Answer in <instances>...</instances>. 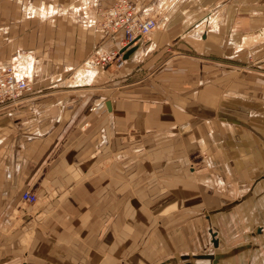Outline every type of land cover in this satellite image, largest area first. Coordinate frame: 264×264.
<instances>
[{
  "label": "crops",
  "instance_id": "obj_1",
  "mask_svg": "<svg viewBox=\"0 0 264 264\" xmlns=\"http://www.w3.org/2000/svg\"><path fill=\"white\" fill-rule=\"evenodd\" d=\"M98 1L0 0L33 85L0 112V264H264V0H136L159 31L69 85L122 48Z\"/></svg>",
  "mask_w": 264,
  "mask_h": 264
},
{
  "label": "built area",
  "instance_id": "obj_2",
  "mask_svg": "<svg viewBox=\"0 0 264 264\" xmlns=\"http://www.w3.org/2000/svg\"><path fill=\"white\" fill-rule=\"evenodd\" d=\"M100 14L97 25L102 30L120 34L122 46L135 45L149 36L158 25L155 17H146L145 13L131 0H114L112 5L101 9ZM94 54L97 55L92 58L91 63L94 67H105L108 63L117 60V65L121 66L124 62L121 54L111 49L105 50L100 47ZM32 91L33 85L27 74L19 73L13 63L0 66V112L18 105L19 98ZM20 201L34 205L38 203V196L35 192L25 189L20 196Z\"/></svg>",
  "mask_w": 264,
  "mask_h": 264
},
{
  "label": "rangeland",
  "instance_id": "obj_3",
  "mask_svg": "<svg viewBox=\"0 0 264 264\" xmlns=\"http://www.w3.org/2000/svg\"><path fill=\"white\" fill-rule=\"evenodd\" d=\"M3 1V0H2ZM134 4H136L137 5V7L139 8V6H138V4H137V1L136 0H131ZM109 1H105L103 4L101 3V2H97L96 4H93L92 6H91V9L93 10V11H95L96 12V15H95V24L93 23V25H95L97 28H99V29H101L98 25H97V22L100 20V12H101V9H105L106 7H109L110 5H112L113 3H114V0H112L110 3H108ZM9 8L7 7V6H3V7H0V15H3L4 14V12L6 11L7 12V10H8ZM140 9V8H139ZM228 9V8H227ZM141 11H142V9H141ZM228 11V10H227ZM161 11H160V9L158 10V11H155V12H153V13H151L150 15H146V17H155L156 19H157V23H158V25H157V28L156 29H154V31H152L151 33H150V35L151 36H153V34H154V32L155 31H159V26H160V23L161 22H159L160 20H159V16L160 15H157V13H160ZM223 12H224V9H223ZM223 12H221L222 14L221 15H219V21H220V18H221V16L223 15ZM228 13H229V11H228ZM159 20V21H158ZM228 20V19H227ZM88 22V21H87ZM163 22V21H162ZM12 24V20H10V19H6L4 22H2V25L4 26V27H8V30H9V27H11V26H9V25H11ZM108 31V30H107ZM113 35L115 34V33H112ZM117 34V33H116ZM149 35V36H150ZM148 37V36H147ZM254 37V36H253ZM252 37V38H253ZM254 40H256V39H254ZM253 40V41H254ZM250 43H252V42H250ZM249 44V43H248ZM100 48V45L99 46H96V47H94L93 49H92V51L89 53V55L87 56V57H85L84 59H81L80 61H79V63H78V65H77V67L75 68V70L77 71V69L78 68H84L85 66H90L89 64H91V62H92V58H93V56L95 55V56H97L96 54H94L95 53V51H97V49H99ZM105 50H107L108 48H106V47H103ZM111 49V48H110ZM112 51H114V52H118L119 54H121L120 52H119V50H118V48L117 49H115V48H112L111 49ZM121 56H122V58H123V61H125V59H124V57H123V54H121ZM89 61V62H88ZM118 61V60H117ZM110 62L111 64H115V66H118L117 65V63L118 62ZM261 61L263 62L264 61V59H261ZM259 62H260V60L259 59H257V58H255L254 57V55L253 56H250L249 57V59H248V61H247V63L246 64H244L245 66H244V70H246V71H248L249 72V70H250V72L251 71H254V70H256V72L258 73V71L260 72H264V70L263 69H260L259 67H258V64H259ZM110 63H108V64H110ZM256 63H258V64H256ZM8 64V63H7ZM14 65H15V67L19 70V71H21V72H26V73H28L27 72V70H26V67L28 66L27 65V63H26V61H24L23 60V58L22 59H20V61H17V62H15V63H13ZM90 67H94V65L93 64H91V66ZM106 67V66H105ZM118 67H120V66H118ZM98 68H100V69H102V68H104V67H102V66H97V67H94V69H95V71L98 69ZM76 71H74L73 72V74L76 72ZM94 71V72H95ZM260 72V73H261ZM76 74H77V72H76ZM75 78V77H74ZM73 78V79H74ZM71 80V79H70ZM70 80H66V82H68V81H70ZM93 81V80H92ZM91 81V82H92ZM60 84V87H58V88H56V89H54V90H60V91H62V90H64V88L66 89V88H68L67 87V84L65 83V84H61V82H59ZM89 84V83H88ZM78 86L77 87H79V86H81L82 84H77ZM95 85V84H94ZM83 86V85H82ZM93 87V86H92ZM92 87H90V88H92ZM38 199H39V197H38ZM37 204V203H36Z\"/></svg>",
  "mask_w": 264,
  "mask_h": 264
},
{
  "label": "bare ground",
  "instance_id": "obj_4",
  "mask_svg": "<svg viewBox=\"0 0 264 264\" xmlns=\"http://www.w3.org/2000/svg\"><path fill=\"white\" fill-rule=\"evenodd\" d=\"M207 18H208V23H210L212 27H218L220 25L219 18H218L217 15L212 14V15L208 16ZM258 35L259 36L257 37V39L264 38V30L263 31H260ZM254 39H256V38L255 37H253V38L250 37V38L245 39V44H248L250 42H253ZM8 64H10V63H8ZM91 64H89V65L91 66ZM90 66H85L84 68H78L77 71L75 70L77 72V74H76V76H75L74 79L72 77V79L70 81H68V84L69 83L70 84H85V83H91V81L93 80V76H94L95 69H94V67L91 68ZM19 73L27 74L26 72H21V71H19Z\"/></svg>",
  "mask_w": 264,
  "mask_h": 264
},
{
  "label": "water",
  "instance_id": "obj_5",
  "mask_svg": "<svg viewBox=\"0 0 264 264\" xmlns=\"http://www.w3.org/2000/svg\"><path fill=\"white\" fill-rule=\"evenodd\" d=\"M141 41H139L135 45L122 46V48L119 50V52L121 54H123L124 59L130 58L134 54L136 49L140 46Z\"/></svg>",
  "mask_w": 264,
  "mask_h": 264
}]
</instances>
